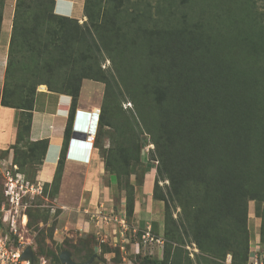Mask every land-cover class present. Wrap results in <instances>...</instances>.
Instances as JSON below:
<instances>
[{"label": "trees", "instance_id": "trees-1", "mask_svg": "<svg viewBox=\"0 0 264 264\" xmlns=\"http://www.w3.org/2000/svg\"><path fill=\"white\" fill-rule=\"evenodd\" d=\"M55 2H42L52 6L44 19L72 21L55 14ZM106 4L103 21H99L94 0H85L84 13L90 23L83 31L76 23L77 35L72 37L82 44L72 40L59 47L56 34H49L53 41L48 45L37 37L32 39L34 50L45 47L47 57L58 51L63 55L77 51L84 60L79 79L49 89L72 99L54 176L58 189L82 81L103 83L107 97L117 90L122 96L121 89L134 90L138 100L132 98V102L139 123L153 136L159 165L164 167L157 172L170 177L171 202H179L182 208L174 217L168 198L153 191V198L164 202L163 234L157 227L152 230L164 239L163 253L158 258L145 257L142 264H172V243H177V256L187 254L180 246L185 244L184 237L213 264L217 257L228 254L232 264H248L250 202L255 203V216L261 220L258 248L264 253V0H107ZM27 5V0L16 1L9 52ZM53 44L55 51L50 47ZM106 60L111 65L103 69ZM11 65L10 60L7 74ZM128 76L137 89L128 87ZM8 84L7 77L0 104L19 112L14 145L27 138L39 149L42 165L50 141L30 139L37 90H32L29 101L22 98L18 107L8 98L12 91ZM101 117L104 119V111ZM136 147L135 159L140 161ZM148 171L144 170L143 181ZM154 183L156 190L157 180ZM135 188L131 184L125 199L130 219L135 213ZM52 260L61 264L59 255Z\"/></svg>", "mask_w": 264, "mask_h": 264}, {"label": "rangeland", "instance_id": "rangeland-1", "mask_svg": "<svg viewBox=\"0 0 264 264\" xmlns=\"http://www.w3.org/2000/svg\"><path fill=\"white\" fill-rule=\"evenodd\" d=\"M27 1V10L19 23L20 29L15 37L13 49L8 54L7 67L11 60V72L5 73L4 84L0 87L1 103L3 94L5 90L7 91L8 77V90H12L8 92V98L11 96L14 105L18 107L23 104V101H20L22 98L30 100L34 89L37 92L43 89L56 90V84L82 76L81 67L84 66V60L78 58L79 52L63 55L58 51L54 57H47L43 52L45 47L41 49L36 47L34 50L32 39L37 37L42 45H48L53 41L49 34H56L59 47L63 48L73 41L82 44L79 40L72 39L77 35L74 26L77 23L83 31L90 23L84 13L85 0H76L81 9L79 14L68 17L72 21L56 22L44 19V15L48 16L52 9L50 4H42L46 0ZM106 1L94 0V11L99 15V21H103L102 12L107 8ZM66 33L70 35L68 38ZM50 47L55 51L54 44ZM83 48L86 49L87 45H83ZM110 65L111 62L106 60L102 68H108ZM127 81L129 88L135 86L131 76H128ZM121 90L123 96L120 90H117L107 97L103 83L84 79L77 103L78 106L98 108L105 113L104 119L101 117L93 143L97 157L106 165L102 185L110 183L111 178L118 183L113 192L115 198L112 196L114 200L111 201L108 199L109 196L101 194L96 201L90 202L93 197L88 193L80 194L77 189L69 195H66L67 190L64 189L59 199L60 189L57 180L45 183L37 179L38 171L41 169V157L39 149L31 145L27 138L21 144L0 151V264H15L12 254L18 250L24 252L28 246L35 253L34 264H54L53 256H60L64 250L72 253V259L76 263L88 262L90 260L88 257L92 254L97 255V258L91 264H99L100 260H103L102 264H142L145 257H162L163 247L155 243L145 244L142 241L138 232L146 228H140L135 233L133 227L137 226L140 220L147 224L150 218L159 220L162 214L164 216V202L155 198V201L147 199L152 198L153 191L158 196L168 198L174 217L179 216L182 208L179 202H171L170 177L157 172L158 167L162 171L164 167L159 165V154L155 150L153 136L142 123H139L137 109L132 102V98L137 99L136 92ZM136 145L140 150V161L135 159ZM144 170H149L148 173L151 172L153 177L148 178L143 185ZM156 180L158 187L155 190ZM131 184L138 187L142 184L144 189L142 187L138 191L139 213L130 219L124 206L126 196L131 192ZM103 201L110 204L112 210L102 209ZM149 204L154 208L150 213L147 211ZM161 204L162 207L157 208ZM97 207L100 212L96 211ZM148 216L150 217L147 218ZM116 217L125 219L128 223L129 229L124 236L114 231L115 236L110 228L106 230L102 227L103 224L110 227L112 224L119 226L115 222ZM111 219L112 222L109 221ZM260 224L261 220L255 216V203L250 202L248 219L250 250L259 246ZM184 242L185 244L180 246L187 254L183 253L181 256L174 252L177 243H172L170 255L172 264H213L204 259L197 245L190 243L188 238L184 237ZM216 260V264H232L229 254L226 257L219 256Z\"/></svg>", "mask_w": 264, "mask_h": 264}, {"label": "crops", "instance_id": "crops-1", "mask_svg": "<svg viewBox=\"0 0 264 264\" xmlns=\"http://www.w3.org/2000/svg\"><path fill=\"white\" fill-rule=\"evenodd\" d=\"M16 1H4L2 20L0 22V87L3 86L5 79ZM77 5L76 0H56L54 11L55 14L60 16L73 17V15L79 14L80 12L81 7ZM71 102L72 99L70 96L54 93L45 89L38 91L35 96L30 139L33 142L44 139H49L50 141L43 164L38 171L37 179L41 182L49 183L54 179L63 146L64 131L69 118ZM95 109L94 107L78 106L76 111H79L82 117L83 115L91 116ZM18 118L19 112L17 110L0 104V151H6L16 143ZM88 121V118L84 119L85 124H88ZM92 124L95 127L96 121L93 120ZM74 142L76 143H73V147L69 151L70 157H67L65 162L58 198H61L64 189L67 190L65 192L66 195L72 194L77 189V192L80 194H90L93 197L90 199V202L96 201L98 195L101 194L103 196H109L108 199L111 201L114 200L112 196L115 198L113 192L116 190L117 183L111 178L110 183L102 185V177L105 174V169L102 161L97 157L95 150H91L90 144L79 143L76 140ZM150 177H153L151 172L146 175L143 185ZM140 186H136L135 188L136 203L134 216H137L139 213L137 206L139 202L138 191L142 187L144 189V186ZM143 193L145 192L143 191ZM147 199L154 200L153 196L152 198L147 197ZM101 207L109 211L112 210L110 204H106V201L101 203ZM147 207L149 213L154 209L151 204L147 205ZM158 207H162V204ZM96 211L100 212L98 207ZM155 219H148L147 224H144V220H140L137 226L133 228L140 229L144 227V229L151 228L153 230V228L157 227L159 234L162 235L164 231L163 214L161 219ZM113 226V224L111 227L108 225L104 226L103 224L102 227L104 229L110 228L113 235H115V226Z\"/></svg>", "mask_w": 264, "mask_h": 264}, {"label": "built area", "instance_id": "built-area-1", "mask_svg": "<svg viewBox=\"0 0 264 264\" xmlns=\"http://www.w3.org/2000/svg\"><path fill=\"white\" fill-rule=\"evenodd\" d=\"M98 112H100V109H98ZM92 119H93V116L90 118V120H92ZM87 142L93 143L92 138L89 137ZM92 148H93V146H91V149ZM109 221L112 222V219ZM115 222H117V224H119V226H115V231H118L121 236H124L126 231H128V229H129L128 223L126 222L125 219H122V218L119 219L117 217L115 218ZM138 230L139 229H136V228L133 229V231H135V233L138 232ZM141 238H142V241L145 242V244H147V243L154 244L155 243L157 245H160L161 247L164 245V239L159 237V236H156L152 232L151 228H146V230H143ZM21 253L22 252H20L18 250L17 252L12 254V257L14 259L15 264H17V263L31 264L28 261L21 260ZM248 264H264V253H262L259 248H254V249L252 248Z\"/></svg>", "mask_w": 264, "mask_h": 264}, {"label": "clouds", "instance_id": "clouds-1", "mask_svg": "<svg viewBox=\"0 0 264 264\" xmlns=\"http://www.w3.org/2000/svg\"><path fill=\"white\" fill-rule=\"evenodd\" d=\"M93 116V119L90 120V118ZM87 119L88 118V124H85L84 123V119ZM100 118H101V110L100 112H98V108L95 109V111L91 114V116H86V115H83L81 117L80 115V112L79 111H76L75 113V118H74V122H73V133H76L78 134L77 136H80L82 137L83 135L86 136V139L85 140H81V139H71L70 140V143H76L74 142V140H76L77 142H83V143H87V144H90V147L93 146V148L91 150L94 149V143H91V142H87L88 138L91 137L92 140H94L93 138H95L96 134H97V130H98V126L100 124ZM93 120L96 121V125L95 127H93ZM90 130V131H89ZM93 132H95V136L93 135ZM68 155L67 157H70V144H69V148H68Z\"/></svg>", "mask_w": 264, "mask_h": 264}, {"label": "water", "instance_id": "water-1", "mask_svg": "<svg viewBox=\"0 0 264 264\" xmlns=\"http://www.w3.org/2000/svg\"><path fill=\"white\" fill-rule=\"evenodd\" d=\"M78 134L73 133L72 134V138L73 139H81V140H85L86 136L83 135L82 137L77 136ZM73 147V143H70V148L72 149ZM95 258H97V255H94L88 262L86 263H76L73 259H72V253L69 250H64L61 255H60V260L62 264H91ZM35 253L33 252L32 248L30 246H28L24 252H22L21 254V260L23 261H28L31 264L35 263Z\"/></svg>", "mask_w": 264, "mask_h": 264}, {"label": "bare ground", "instance_id": "bare-ground-1", "mask_svg": "<svg viewBox=\"0 0 264 264\" xmlns=\"http://www.w3.org/2000/svg\"><path fill=\"white\" fill-rule=\"evenodd\" d=\"M95 134H96V133H95V132H93V135H94V136H95Z\"/></svg>", "mask_w": 264, "mask_h": 264}]
</instances>
